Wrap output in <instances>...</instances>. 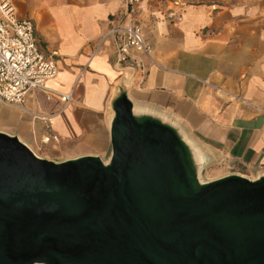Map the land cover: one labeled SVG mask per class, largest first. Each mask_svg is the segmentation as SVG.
<instances>
[{
	"label": "crops",
	"instance_id": "crops-1",
	"mask_svg": "<svg viewBox=\"0 0 264 264\" xmlns=\"http://www.w3.org/2000/svg\"><path fill=\"white\" fill-rule=\"evenodd\" d=\"M6 1L33 21L42 52H58L46 86L71 98L36 91L21 105L0 101V130L54 161L105 159L111 102L124 91L134 108L181 129L210 164L249 178L264 171V0H140L133 17L150 51L125 63L116 38L105 37L109 20L124 16L122 0ZM41 113L53 115L57 142H40Z\"/></svg>",
	"mask_w": 264,
	"mask_h": 264
},
{
	"label": "water",
	"instance_id": "water-1",
	"mask_svg": "<svg viewBox=\"0 0 264 264\" xmlns=\"http://www.w3.org/2000/svg\"><path fill=\"white\" fill-rule=\"evenodd\" d=\"M111 108L105 159L0 130V264H264V171L205 180L175 124L124 91Z\"/></svg>",
	"mask_w": 264,
	"mask_h": 264
},
{
	"label": "built area",
	"instance_id": "built-area-1",
	"mask_svg": "<svg viewBox=\"0 0 264 264\" xmlns=\"http://www.w3.org/2000/svg\"><path fill=\"white\" fill-rule=\"evenodd\" d=\"M139 2L122 0L124 16H114L109 20L105 37L116 38L118 63H125L132 51L143 54L150 51L142 26L133 17V7ZM57 55L56 50L48 54L42 52L38 47L33 21L16 17L12 5L6 0H0V101L21 105L27 94L44 91L47 94L55 93L59 101L67 103L71 98L70 93L56 92L46 86V82L57 74ZM34 117L41 120L45 127L40 142H57L59 136L51 129L53 115L41 113Z\"/></svg>",
	"mask_w": 264,
	"mask_h": 264
},
{
	"label": "rangeland",
	"instance_id": "rangeland-1",
	"mask_svg": "<svg viewBox=\"0 0 264 264\" xmlns=\"http://www.w3.org/2000/svg\"><path fill=\"white\" fill-rule=\"evenodd\" d=\"M225 170H228V171L239 170V171L244 172L245 169L241 168V167L237 168V167L228 166V165L226 166V169L225 168H218L215 164H212V163L210 164L208 162L202 169V172H201L202 178L205 179V180H208V179H213L216 176H220L221 174L231 173V172H226ZM224 172H226V173H224Z\"/></svg>",
	"mask_w": 264,
	"mask_h": 264
}]
</instances>
